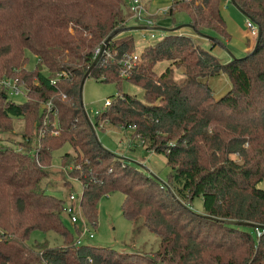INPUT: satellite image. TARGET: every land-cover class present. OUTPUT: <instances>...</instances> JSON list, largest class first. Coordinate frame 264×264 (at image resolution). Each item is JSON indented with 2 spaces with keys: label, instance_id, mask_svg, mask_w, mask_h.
I'll return each mask as SVG.
<instances>
[{
  "label": "trees",
  "instance_id": "16d2710c",
  "mask_svg": "<svg viewBox=\"0 0 264 264\" xmlns=\"http://www.w3.org/2000/svg\"><path fill=\"white\" fill-rule=\"evenodd\" d=\"M232 1L260 29L245 55L221 61L211 51L229 38L221 0H170L163 13L172 28L124 65L136 47L127 0H0V77L21 81L25 97L15 102L0 87V264H264V188L256 186L264 178V0ZM27 52L36 56L33 68L24 65ZM88 68L86 77L141 88L140 98L110 95L92 125L129 129L146 150L163 154L164 182L96 140L78 95ZM218 74L229 87L214 96L208 80ZM46 101L55 111L42 124ZM66 143L71 152L58 156L66 194L58 197L46 177L53 152ZM67 175L80 184L77 201L91 228L99 197L117 190L132 234L146 228L156 248L74 244L77 226L62 221ZM196 196L202 213L187 206ZM34 230L62 241L30 245Z\"/></svg>",
  "mask_w": 264,
  "mask_h": 264
},
{
  "label": "rangeland",
  "instance_id": "374dc122",
  "mask_svg": "<svg viewBox=\"0 0 264 264\" xmlns=\"http://www.w3.org/2000/svg\"><path fill=\"white\" fill-rule=\"evenodd\" d=\"M166 0H152L150 5V11L155 9L166 8ZM146 9V0H141ZM220 10L225 19L226 31L229 34L227 40H222V44H215L211 51L221 60H227L231 56L241 57L249 51L254 43V37L250 35L245 26L246 17L245 15L229 0H221ZM146 16L153 19L154 25L157 27L154 30V36L150 37L147 32H141L143 38L138 36V32L135 29L133 35L136 39L137 46L133 49V53L138 54L140 44L143 42H150L161 37L165 33L166 28H172V23L163 12H158L153 17ZM145 14L142 13V17ZM177 18L186 19L187 16L183 12L176 14ZM127 23L134 21L135 18L132 14L128 17ZM135 22V21H134ZM132 25V24H130ZM204 44L202 46L208 47L205 37ZM199 39V38H198ZM247 40L249 41L247 44ZM27 60L25 66L27 68H33L36 61V56L30 52H27ZM166 61L157 62L154 65V69L159 71L164 67ZM174 78H181L180 68L175 67L173 72ZM209 84L213 89V93H224L229 87L228 78L224 74H218L209 77ZM117 91L135 94L137 97L142 96L141 88L126 81L122 80L120 87L118 88L113 82H101L91 77H85L81 86V102L83 109L86 113L88 120L93 123L95 111L99 110L105 100H109L110 95L116 94ZM8 97L15 102H22L24 100V93L12 95L7 91ZM214 95V96H215ZM93 133L96 140L105 149L110 152L122 155L145 171L153 173L156 177L165 181L169 167L165 164V158L163 154L156 153L153 151L146 150L136 137L130 135L129 129H122L121 127H111L108 124H103L101 127H93ZM68 150L71 152V147L66 143L62 147L58 148L53 152V157L50 162L49 174L46 177L48 182H51L56 186L53 189L48 188L47 191L54 195L61 197L66 194L65 187L62 186L61 181L63 175L59 171V154L63 151ZM65 173V171H64ZM66 175V174H65ZM68 176V175H67ZM71 181L70 190L74 194L80 193V184L75 181V178L69 177ZM256 186L264 188V178L256 183ZM64 190V191H63ZM123 195L120 191L114 190L105 195L99 197L96 202V220L93 228H88L92 231V237L84 235L81 237L83 243H89L94 245H105L112 247L119 251L126 252H151L157 246V237H155L146 228H142L139 233L132 234L131 226L132 222L126 219L120 211V203ZM188 208L192 211L202 213V205L200 196H196L191 202H188ZM78 207H75L77 210ZM64 212V211H63ZM81 214V210L79 208ZM65 214V213H64ZM82 215V214H81ZM84 217V216H83ZM62 221L66 226H71L68 218L62 216ZM75 236V234H74ZM55 237V238H54ZM45 241L47 244L52 245L55 243H61V238L52 231L40 232L34 230L31 232L28 239V243L31 245L34 241Z\"/></svg>",
  "mask_w": 264,
  "mask_h": 264
},
{
  "label": "built area",
  "instance_id": "2783aa9c",
  "mask_svg": "<svg viewBox=\"0 0 264 264\" xmlns=\"http://www.w3.org/2000/svg\"><path fill=\"white\" fill-rule=\"evenodd\" d=\"M128 3V9L130 11V14L133 15L135 18V21L140 23L142 28L146 30L148 35L150 37L154 36V25L151 18L147 17V11L141 2V0H127ZM166 8L162 10V12L165 11ZM142 13L145 14V16L142 17ZM245 26L247 27V31L250 35L253 37L257 34V27L256 25L248 18L246 17ZM98 49H96L97 51ZM138 59V54L131 53L130 55H127L123 58L121 61L124 65H129L134 60ZM122 74V71L119 72ZM51 82H54V79L51 80ZM0 87L4 89L6 92L8 91L12 95L20 94L21 92L24 93V86L21 81H19L17 78L12 77H0ZM109 103V100H105L103 105H107ZM43 107V113L41 117V123L45 124L49 122V116L52 114L54 115V111L51 106L50 101H46L42 103ZM97 110L95 111V113ZM38 133L42 134V129L38 130ZM78 194H74L72 191L67 197V201L63 207V211L68 218L70 224H74L78 228V232L75 233V236L73 237L72 242L74 244H81L83 243L81 240V237L84 235H87L88 237H92L93 233L88 228H90L89 224L87 223L86 219L83 217V215L79 212V204H78ZM75 207L78 209L75 210Z\"/></svg>",
  "mask_w": 264,
  "mask_h": 264
},
{
  "label": "crops",
  "instance_id": "0c3cea01",
  "mask_svg": "<svg viewBox=\"0 0 264 264\" xmlns=\"http://www.w3.org/2000/svg\"><path fill=\"white\" fill-rule=\"evenodd\" d=\"M169 1L170 0H166L165 2H166V6H168V4H169ZM153 3H152V0H146V11H147V13H149V14H151V15H155L156 13H158V12H162V10L164 9V8H162V9H160V8H158V9H155L154 11H150V5H152ZM130 24H132V25H130ZM139 26V25H141L140 23H138V22H134L133 20H132V22H130V23H127V28H128V26ZM175 27H178L177 29H176V31L177 32H181V33H186V34H189V35H192L193 37H196L195 35V33L190 29V27H187V26H184V25H177V26H175ZM155 28H157L155 25H154V30H155ZM129 29V32H132L133 33V31L132 30H130V29H133L134 31H135V29L137 30L136 32H138L137 34H138V36L142 39L143 38V34H141V32H146V30H144V28H142V27H140V28H128ZM141 31V32H140ZM135 38V37H134ZM199 41L200 40H203L202 38H199L198 39ZM248 40H247V44H248ZM144 44V42L142 43V44H140L139 46H142ZM135 46H137V43H136V39H135ZM221 93H217L216 95L213 93V95H215V96H217V95H220Z\"/></svg>",
  "mask_w": 264,
  "mask_h": 264
},
{
  "label": "water",
  "instance_id": "95a60500",
  "mask_svg": "<svg viewBox=\"0 0 264 264\" xmlns=\"http://www.w3.org/2000/svg\"><path fill=\"white\" fill-rule=\"evenodd\" d=\"M230 2L232 3V4H234L233 3V1L232 0H230ZM237 7V6H236ZM238 8V7H237ZM239 9V8H238ZM240 11H241V9H239ZM242 13H243V11H241ZM244 14V13H243ZM140 28V27H142V26H128V28ZM170 28H166L165 29V31L166 30H169ZM116 32V30H113L104 40H103V42L101 43V45H100V48H99V52L97 53V55L95 56V58L93 59V61H92V63H91V65L96 61V59L99 57V54H100V51H101V49L103 48V46H104V43L106 42V40L109 38V37H111L114 33ZM259 33H260V29H259V27L257 26V34H256V38H255V41H254V43H253V47H255V44H256V42H257V39H258V36H259ZM88 70H89V68L83 73V75H82V77L80 78V82H79V86H78V95H79V99H80V102H81V86H82V82H83V80L85 79V77L87 76V74H88ZM83 114H84V116H85V118H86V120H87V123H88V125H89V127H90V129H91V131L93 132V125H92V123L88 120V118H87V116H86V113H85V111L83 110ZM117 155V154H116ZM117 156H119V157H122V158H126V157H124V156H122V155H117ZM126 159H128V158H126ZM130 160V159H129ZM233 222V221H232ZM240 223H242V224H250V223H248V222H240Z\"/></svg>",
  "mask_w": 264,
  "mask_h": 264
}]
</instances>
